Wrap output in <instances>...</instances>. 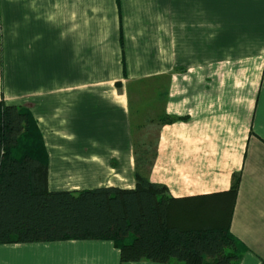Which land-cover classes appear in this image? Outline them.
<instances>
[{
	"label": "crops",
	"instance_id": "0c3cea01",
	"mask_svg": "<svg viewBox=\"0 0 264 264\" xmlns=\"http://www.w3.org/2000/svg\"><path fill=\"white\" fill-rule=\"evenodd\" d=\"M152 79L166 83L160 116L182 120L160 124L150 182L181 200L237 177L239 264H262L264 0H0V101L36 119L49 191L135 188L126 86ZM0 264L159 263H122L111 241H61L0 245Z\"/></svg>",
	"mask_w": 264,
	"mask_h": 264
},
{
	"label": "trees",
	"instance_id": "16d2710c",
	"mask_svg": "<svg viewBox=\"0 0 264 264\" xmlns=\"http://www.w3.org/2000/svg\"><path fill=\"white\" fill-rule=\"evenodd\" d=\"M151 164L137 152L134 189L51 192L36 119L0 101V245L111 241L122 263L239 264L246 248L230 232L239 179L226 193L178 200L150 182Z\"/></svg>",
	"mask_w": 264,
	"mask_h": 264
},
{
	"label": "rangeland",
	"instance_id": "374dc122",
	"mask_svg": "<svg viewBox=\"0 0 264 264\" xmlns=\"http://www.w3.org/2000/svg\"><path fill=\"white\" fill-rule=\"evenodd\" d=\"M165 88L164 79L131 81L126 86L133 105L131 116L138 157L146 165L153 158L159 126L165 121V117L160 116Z\"/></svg>",
	"mask_w": 264,
	"mask_h": 264
}]
</instances>
